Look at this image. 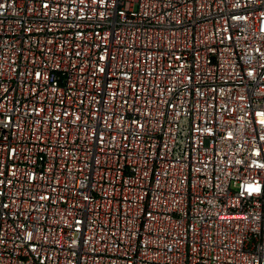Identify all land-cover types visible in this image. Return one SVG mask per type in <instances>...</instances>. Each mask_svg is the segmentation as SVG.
Wrapping results in <instances>:
<instances>
[{
  "label": "built area",
  "instance_id": "1",
  "mask_svg": "<svg viewBox=\"0 0 264 264\" xmlns=\"http://www.w3.org/2000/svg\"><path fill=\"white\" fill-rule=\"evenodd\" d=\"M0 264H264V0H0Z\"/></svg>",
  "mask_w": 264,
  "mask_h": 264
}]
</instances>
